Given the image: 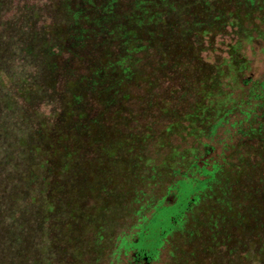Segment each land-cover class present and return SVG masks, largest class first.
<instances>
[{
	"label": "rangeland",
	"instance_id": "rangeland-1",
	"mask_svg": "<svg viewBox=\"0 0 264 264\" xmlns=\"http://www.w3.org/2000/svg\"><path fill=\"white\" fill-rule=\"evenodd\" d=\"M255 5L261 20L264 0ZM53 8L52 0H0V264H132L121 239L162 198L177 203L148 223L153 242L184 226L195 237L183 246L171 241L152 264H264V35L241 50L250 63L247 89L201 130L165 132L196 104L193 69L177 73L174 59L164 73L142 62L145 73L133 76L128 92L135 122L120 128L121 136L142 137L141 145L113 153L110 136L82 137L89 121L72 113L70 76L62 71L56 84L48 71L45 53L57 39L46 26L62 21ZM232 39L219 37L202 56L220 64L229 56L222 44ZM92 109L93 119L104 112ZM71 125L81 127L80 145L64 138ZM184 177L208 181L212 191L191 180L176 189ZM185 211L188 224H173Z\"/></svg>",
	"mask_w": 264,
	"mask_h": 264
},
{
	"label": "trees",
	"instance_id": "trees-1",
	"mask_svg": "<svg viewBox=\"0 0 264 264\" xmlns=\"http://www.w3.org/2000/svg\"><path fill=\"white\" fill-rule=\"evenodd\" d=\"M52 1L54 18L62 21L46 26L53 39H57L55 46L45 53L50 56L48 61L52 60L48 71L56 84L62 71L70 76L66 87L72 100L70 106L74 108L72 113L77 112L76 120L82 118L92 123L82 129L71 125L64 138L72 139L74 146L80 145L82 135L89 137L91 143L110 136L115 141L113 153L121 147L136 151L141 145L142 137L133 135L135 138L131 140L121 136L120 128L135 122V111L129 107L135 97L128 92L133 76L142 77L145 73L142 62L148 60L155 71L164 73H169L166 65L174 59L177 73L185 75L186 69H193L188 73L196 76L192 85L196 104L183 116L175 115L177 121L165 132L169 134L179 127L181 132L201 130L204 124L210 125L225 114L228 104L234 103L237 89H247L249 81L244 74L250 63L241 50L255 41L256 34L264 35V12L261 11L263 16L258 20L256 15L262 9L255 5L257 0ZM225 35L234 38L227 46L222 44L229 56L218 65H210L202 54ZM149 84L153 87L155 83ZM262 97L264 101V88ZM94 105L104 112L93 119ZM219 170L214 166L211 174ZM203 171L208 173L206 168ZM196 183L209 188L208 181Z\"/></svg>",
	"mask_w": 264,
	"mask_h": 264
},
{
	"label": "flooded vegetation",
	"instance_id": "flooded-vegetation-1",
	"mask_svg": "<svg viewBox=\"0 0 264 264\" xmlns=\"http://www.w3.org/2000/svg\"><path fill=\"white\" fill-rule=\"evenodd\" d=\"M183 179L175 186L176 189L178 188L181 182L187 181V180L192 181V179L189 177H184ZM170 190L171 189H169V191ZM170 192H172V190ZM168 195L170 194L168 193ZM164 200L162 198L158 202H155L153 206H150L149 208H146V209L144 208V211L138 217V219L136 220V224L132 228V234H125L122 237L120 245H119V250L121 251V254L123 251L125 253V256H128L129 258L133 257L132 264H152L153 262L158 263V261L160 260V254H162V250H165V248L167 247V245L170 244L171 241L179 239V241L181 242L183 246V243L185 244V240H192L195 237V235L192 232L185 233L186 226H184L182 230H178V229L174 230L173 228L164 230L162 232L163 240L161 242H159V240L153 242L155 238L149 232V228L151 227L148 226V223L151 220H155L156 218L162 221L164 219V216L162 215V213L163 214L165 213L164 209L174 206L177 203V198L174 203L168 204V205L163 204ZM161 205L163 206L162 209H161L162 207ZM145 210L147 211V213L145 212ZM186 211H185L184 216L174 219L173 224L179 226V222L182 219H185V222H186L185 225H187L190 218L185 217ZM169 223H172V222H169ZM175 235L177 236L174 237ZM140 245H143V246H148V245L153 246L154 245L155 252L153 251L151 252L146 247H141ZM176 250L177 248H175L174 252H176Z\"/></svg>",
	"mask_w": 264,
	"mask_h": 264
}]
</instances>
